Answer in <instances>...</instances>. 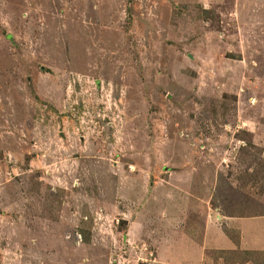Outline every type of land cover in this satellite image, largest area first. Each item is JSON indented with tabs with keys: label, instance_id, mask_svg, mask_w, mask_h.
<instances>
[{
	"label": "rangeland",
	"instance_id": "rangeland-1",
	"mask_svg": "<svg viewBox=\"0 0 264 264\" xmlns=\"http://www.w3.org/2000/svg\"><path fill=\"white\" fill-rule=\"evenodd\" d=\"M257 238L264 0H0V264H264Z\"/></svg>",
	"mask_w": 264,
	"mask_h": 264
},
{
	"label": "crops",
	"instance_id": "crops-1",
	"mask_svg": "<svg viewBox=\"0 0 264 264\" xmlns=\"http://www.w3.org/2000/svg\"><path fill=\"white\" fill-rule=\"evenodd\" d=\"M227 221H224L225 225L226 226H229L228 228L229 229H232V230H237L239 231V233L241 234V241L242 243L240 244V246H244L245 244V235L247 232L244 231L245 229V224H246V221L244 220H238V219H235V218H226ZM250 232V231H249ZM250 235V234H249ZM258 240L260 239H252L248 245L247 248L248 249H260V250H263L264 251V243H258ZM229 244V243H227Z\"/></svg>",
	"mask_w": 264,
	"mask_h": 264
}]
</instances>
